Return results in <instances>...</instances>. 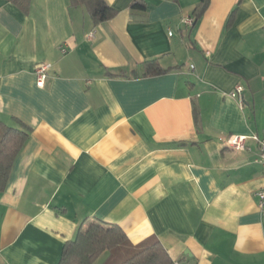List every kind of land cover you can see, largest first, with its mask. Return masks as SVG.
<instances>
[{"label":"crops","instance_id":"crops-1","mask_svg":"<svg viewBox=\"0 0 264 264\" xmlns=\"http://www.w3.org/2000/svg\"><path fill=\"white\" fill-rule=\"evenodd\" d=\"M105 1L118 14L95 26L69 0H0V122L30 130L0 193V264H59L94 222L174 264H264L259 144L225 143L264 141V0H211L195 27L200 0ZM152 60L170 72L143 76Z\"/></svg>","mask_w":264,"mask_h":264},{"label":"trees","instance_id":"trees-1","mask_svg":"<svg viewBox=\"0 0 264 264\" xmlns=\"http://www.w3.org/2000/svg\"><path fill=\"white\" fill-rule=\"evenodd\" d=\"M16 5L24 12L31 7V0H5ZM73 7H83L95 26L108 22L117 16V10L109 6L105 0H69ZM211 0H200L193 8V27L203 18ZM131 9L147 10L143 0H135ZM237 10L231 16L232 23ZM192 27V28H193ZM158 60L144 62L143 76H159L169 73ZM195 113V112H194ZM195 118L197 115L195 113ZM29 128H11L0 122V193L8 183L13 165L26 144ZM63 255L59 264H94L105 252L125 250L126 256L118 264H174L168 252L157 238H149L136 246L130 245L127 235L119 226H106L94 222L86 230H80L73 241L63 246Z\"/></svg>","mask_w":264,"mask_h":264},{"label":"built area","instance_id":"built-area-1","mask_svg":"<svg viewBox=\"0 0 264 264\" xmlns=\"http://www.w3.org/2000/svg\"><path fill=\"white\" fill-rule=\"evenodd\" d=\"M194 20L191 18L184 19V22L188 26H193ZM173 35V33H169V36ZM67 50L64 48L62 49V53L65 54ZM36 74H37V84L39 87H44L45 85V79L47 78V73L49 67L46 65H40L36 67ZM244 88L242 86H237L236 89L231 93L232 98H238L242 99L241 96L243 94ZM253 140L256 141L259 144V159L257 162H259L262 166L263 174H264V141L260 140L257 136L251 135V136H236L232 135L229 136L225 143L229 147V150H235V151H244L245 148H247V141ZM257 198L259 201V209L260 214L264 215V188L261 189L257 193Z\"/></svg>","mask_w":264,"mask_h":264}]
</instances>
